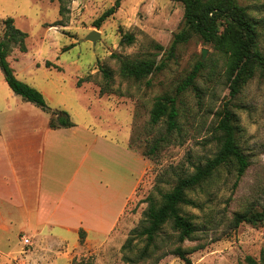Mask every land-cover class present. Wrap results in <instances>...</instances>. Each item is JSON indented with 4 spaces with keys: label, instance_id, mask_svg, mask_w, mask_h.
<instances>
[{
    "label": "rangeland",
    "instance_id": "obj_1",
    "mask_svg": "<svg viewBox=\"0 0 264 264\" xmlns=\"http://www.w3.org/2000/svg\"><path fill=\"white\" fill-rule=\"evenodd\" d=\"M115 1L0 0V38L2 22L7 18H13L16 27L28 33V52L15 49L8 59L17 78L42 93L52 110L66 111L76 129H88L95 135L96 145L80 175L91 171L98 182L108 181L115 193L125 197L141 176L109 242L101 248L94 247L95 240L86 234L82 239L62 229L42 233L56 234L57 240L40 236L26 217L3 207L0 264H57L61 254L69 255V260L77 255L78 260V244L89 252L82 258L92 257L94 264L97 258L101 259L99 264H154L164 254L159 264H188L170 254L178 245L189 253L191 264H248V257L259 261L264 251V225L243 223L235 228L233 221L236 213L264 209V77L258 73L231 99L232 84L224 76L225 60L216 50L215 41L207 43L191 32L187 41L170 50L175 35L189 31L182 3L124 0L114 17L100 28L95 27L94 21ZM237 1L248 8L257 23L258 48L264 52V0ZM61 3L66 8L64 16L60 15ZM224 28L222 23L216 37ZM93 31L100 33L96 44L86 39ZM124 34L133 35L134 43L122 44ZM68 47L72 48L64 52ZM203 52L204 67L195 86L178 94L184 80L201 62ZM121 59H153L162 68L138 81L122 76ZM48 61L61 71L47 68ZM102 68L112 71V82L106 81ZM79 81L81 87L77 86ZM101 89L107 93L101 95ZM10 94L15 129L47 127L52 115L16 96L0 69V112ZM166 95L178 97L180 130L149 158L146 154L150 144L166 133L164 120L157 126L151 125V112L156 101ZM15 99L27 106H17ZM229 101L239 119L241 147L251 162L246 174L239 180L234 166H224L201 189L190 193L196 206L184 207V213L193 216L198 231L184 243L178 244L177 233L166 225L150 258L138 259L145 246L142 239L136 238L131 250H123L132 232L141 226L147 198L160 200V193L170 191L179 176L193 173L196 166L205 164L223 147L226 133L219 128V122ZM23 108L28 117L18 116ZM29 109L44 114L32 112L31 119ZM28 140L26 155H31L30 163L35 167L40 139L31 136ZM132 151L140 156L139 160L130 154ZM24 236L31 239L32 246L24 245ZM62 239L65 243H61ZM125 256L134 262L125 261Z\"/></svg>",
    "mask_w": 264,
    "mask_h": 264
},
{
    "label": "trees",
    "instance_id": "obj_2",
    "mask_svg": "<svg viewBox=\"0 0 264 264\" xmlns=\"http://www.w3.org/2000/svg\"><path fill=\"white\" fill-rule=\"evenodd\" d=\"M55 1V0H51ZM124 0H116L114 5L108 8L96 21L94 26L100 28L110 18L114 17L119 11ZM184 6V20L189 31L175 35L171 51L176 49L179 43L187 41L191 32L199 35L205 42L215 41L216 50L225 60L226 70L224 76L228 84H232L231 99L235 98L242 89L260 73L264 77V52L259 46V32L257 23L252 19L247 7L238 3L237 0H174ZM66 8L60 7V15L64 16ZM224 23L225 28L219 37H216L220 25ZM62 23H57L61 25ZM28 33L20 30L15 25L13 18L3 21V36L0 38V69L11 90L20 96L24 101L30 102L44 112L52 115L49 122L51 129L70 128L75 126L71 121L70 115L66 111L52 110L42 93L29 84L21 81L15 75L8 57L15 49L22 53H27ZM135 37L130 34L122 36L121 43L131 45ZM72 47L63 49L64 52ZM47 68H61L51 61L46 62ZM204 63L199 62L195 69L184 80L178 89V94L194 87L196 80L200 76ZM153 59L130 60L121 59V74L125 78L143 80L154 72L161 70ZM108 83L113 81L112 71L108 68L101 69ZM82 81L77 83L81 87ZM101 95L107 92L100 91ZM165 121L166 133L154 139L150 144L146 155L152 158L165 145L172 141L174 133L180 130V108L177 96L166 95L159 98L151 112V125L157 126ZM219 128L225 131L226 140L221 149L215 156L205 164L195 167L193 173H184L179 176L174 187L161 194V199L153 197L147 198L148 207L143 213L141 226L132 232L123 250H131L136 238L145 242L143 250L138 259L144 260L151 257L153 251L158 246V239L166 225H170L172 230L177 233L178 244L190 239L197 231L198 226L191 215L184 213V207H195L196 201L190 197V193L201 189L204 184L210 181L213 176L224 166L232 165L235 167L237 179H241L249 169L251 162L245 154L240 144L239 119L234 110L230 107V101L225 104V111L219 122ZM243 223L264 225V209L254 213H236L233 225L238 228ZM80 237L85 236L84 231H80ZM171 255L191 264L188 258L189 253L180 245L170 252ZM165 256V254L163 255ZM160 257L154 264H159L164 257ZM124 260L133 263V259L124 257ZM248 264H264V251H262L259 261L248 257ZM71 264H94V258L74 259Z\"/></svg>",
    "mask_w": 264,
    "mask_h": 264
},
{
    "label": "crops",
    "instance_id": "obj_3",
    "mask_svg": "<svg viewBox=\"0 0 264 264\" xmlns=\"http://www.w3.org/2000/svg\"><path fill=\"white\" fill-rule=\"evenodd\" d=\"M10 58L11 55L8 59ZM22 101L30 103L23 99ZM14 102L17 106H27L19 103L17 99ZM21 111L18 116L25 114L28 117V112H23L26 111L24 108ZM32 112L44 114L43 111L37 112L35 109ZM32 112L29 116L31 119L34 116ZM50 120L51 116L48 118L47 127L43 129L28 126L15 129L13 95L10 94L5 99L0 112V222L5 214L3 207H8L13 214L26 217L40 236L57 240L59 236L56 234L45 236L42 233L46 230L53 232L62 229L80 237L82 230L95 240L94 247L101 248L109 242L110 235L124 214L141 176L127 197L115 193V187L108 181L98 182L90 174L91 171L86 172V176H81V167L97 142L94 133L88 129H76V126L51 129ZM31 136L40 139L38 163L35 167L30 163L31 155H26L28 137ZM129 139L130 135L127 136L128 144ZM132 152L130 154H134L139 160L140 156ZM61 241L65 243V240ZM76 248L78 254L80 253L78 260L87 257L89 252L86 253L88 249L85 246L78 244ZM75 256L77 255L69 260V255L61 254L55 263L71 264ZM99 263L101 259L97 258L95 264Z\"/></svg>",
    "mask_w": 264,
    "mask_h": 264
},
{
    "label": "water",
    "instance_id": "obj_4",
    "mask_svg": "<svg viewBox=\"0 0 264 264\" xmlns=\"http://www.w3.org/2000/svg\"><path fill=\"white\" fill-rule=\"evenodd\" d=\"M86 39L96 44L97 41L100 39V33L97 31H93L87 36ZM205 57H206V52H203L202 57H201V62L204 61Z\"/></svg>",
    "mask_w": 264,
    "mask_h": 264
},
{
    "label": "built area",
    "instance_id": "obj_5",
    "mask_svg": "<svg viewBox=\"0 0 264 264\" xmlns=\"http://www.w3.org/2000/svg\"><path fill=\"white\" fill-rule=\"evenodd\" d=\"M22 242L24 243L25 246H32L33 245L32 241L26 236L22 237Z\"/></svg>",
    "mask_w": 264,
    "mask_h": 264
}]
</instances>
